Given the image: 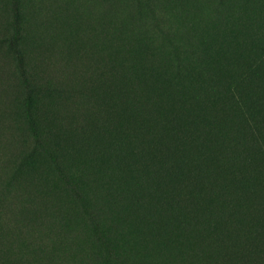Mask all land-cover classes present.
<instances>
[{
	"label": "rangeland",
	"instance_id": "obj_1",
	"mask_svg": "<svg viewBox=\"0 0 264 264\" xmlns=\"http://www.w3.org/2000/svg\"><path fill=\"white\" fill-rule=\"evenodd\" d=\"M11 11L12 0H0V264H100L94 236L50 158L36 153L16 175L35 131L103 210L114 246L146 264H206L192 243L203 226L186 228L189 203L166 198L175 190L166 166H182L178 156L193 165L194 151L180 142L171 157L166 151L176 139L173 127L209 135L215 120L197 124L199 111L182 110L188 78L163 46L162 30L173 40L200 43L213 60L231 63L238 45L245 54L264 55V0H20L29 87L6 40ZM133 71L144 78L154 73V80L137 91ZM167 89L179 91L166 103L170 116L157 103ZM215 164L210 175L217 177L223 170ZM215 178L204 176L194 188L197 205L211 201L201 196L202 182ZM207 248L212 257H234L224 246ZM237 257L238 264L246 261Z\"/></svg>",
	"mask_w": 264,
	"mask_h": 264
},
{
	"label": "trees",
	"instance_id": "obj_2",
	"mask_svg": "<svg viewBox=\"0 0 264 264\" xmlns=\"http://www.w3.org/2000/svg\"><path fill=\"white\" fill-rule=\"evenodd\" d=\"M11 26L12 30L6 38L9 52L17 63L24 85L29 87L31 78L20 41V0H12ZM162 31L165 34L163 46L172 52L177 71L185 73L188 78L182 90L187 97L182 110L186 114L199 111L197 124H202L207 116L215 120L206 132L209 135L203 131L182 132L173 127L176 139L170 151H166L167 158L174 155V147L180 142L191 146L194 164L189 165L188 159L181 156L177 160L184 163L182 166L169 162L165 177L168 182L175 180L169 185L175 190L166 194V198L168 202L179 198L189 203V210L182 215H185L183 222L186 228H191L193 223L203 226L193 235L192 243L202 250L201 257L206 264H228L226 259L230 261L231 258L230 264H238L235 258L239 254L246 260L242 264H264V55L245 54L242 46L238 45L237 56L231 63L218 58L213 60L200 43L180 41V38L173 40L167 31ZM256 47L257 44H253L251 49ZM218 48L225 49V45L219 44ZM134 64L137 65V61ZM153 74L144 78L133 71L129 78L135 82L138 89L135 90L140 91L154 80ZM178 93L167 89L162 100L157 96L160 100L157 103L167 116L173 113V107H168L172 110L170 112L166 103ZM157 103H152V106L161 111ZM176 110L178 108H174ZM226 127L234 133H226ZM30 128L35 131L33 124ZM33 136L34 145L28 155L17 163L16 172L25 159L44 152L91 230L100 264H146L143 259H135L125 246H114V239L104 225L103 210L89 202L78 185L70 180L62 169L59 157L44 145L36 131ZM216 162L223 173L216 177L211 172L216 178L208 183L202 182L205 189L201 196L206 192L211 201L206 206H199L194 188L201 185L202 177L212 178L210 165L214 168ZM14 181L15 173L5 182L4 194L8 193ZM207 246H224V250H231L234 257H212L211 251L206 250Z\"/></svg>",
	"mask_w": 264,
	"mask_h": 264
}]
</instances>
